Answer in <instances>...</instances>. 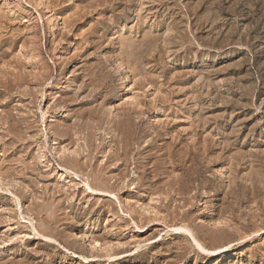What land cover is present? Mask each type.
Listing matches in <instances>:
<instances>
[{
	"label": "rangeland",
	"instance_id": "1",
	"mask_svg": "<svg viewBox=\"0 0 264 264\" xmlns=\"http://www.w3.org/2000/svg\"><path fill=\"white\" fill-rule=\"evenodd\" d=\"M0 264H264V0H0Z\"/></svg>",
	"mask_w": 264,
	"mask_h": 264
},
{
	"label": "bare ground",
	"instance_id": "2",
	"mask_svg": "<svg viewBox=\"0 0 264 264\" xmlns=\"http://www.w3.org/2000/svg\"><path fill=\"white\" fill-rule=\"evenodd\" d=\"M93 243V242H92Z\"/></svg>",
	"mask_w": 264,
	"mask_h": 264
}]
</instances>
